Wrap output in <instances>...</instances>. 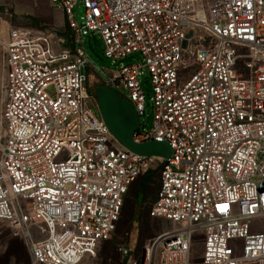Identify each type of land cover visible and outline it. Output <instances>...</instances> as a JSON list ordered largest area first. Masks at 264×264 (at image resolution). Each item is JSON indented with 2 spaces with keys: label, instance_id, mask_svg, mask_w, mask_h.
Masks as SVG:
<instances>
[{
  "label": "built area",
  "instance_id": "2783aa9c",
  "mask_svg": "<svg viewBox=\"0 0 264 264\" xmlns=\"http://www.w3.org/2000/svg\"><path fill=\"white\" fill-rule=\"evenodd\" d=\"M48 1L63 13L70 47L58 30L5 25L0 12V222L32 264L94 256L132 184L154 170L147 214L170 227L137 255L120 245L123 264H192L197 236L200 264H264V0ZM87 32L119 67L90 64ZM88 69L133 107L132 141L166 144L168 158L113 136ZM143 75L152 88L147 132Z\"/></svg>",
  "mask_w": 264,
  "mask_h": 264
},
{
  "label": "rangeland",
  "instance_id": "374dc122",
  "mask_svg": "<svg viewBox=\"0 0 264 264\" xmlns=\"http://www.w3.org/2000/svg\"><path fill=\"white\" fill-rule=\"evenodd\" d=\"M0 12L5 25L58 31H63L66 27L63 13L52 8L48 0H0ZM74 13L77 24L81 25L83 10L76 7ZM82 44L90 64L98 72L105 73L120 66V63L113 64L111 60L105 58V46L98 34L93 35L91 32L83 34ZM133 58L123 60L122 63L127 65L135 61L134 56ZM88 76V85L92 92L95 87L102 86L100 78L91 69H88ZM141 84L145 107L139 129L147 132L153 119L152 88L147 75L142 76ZM151 173L154 174L149 177L145 191L142 187L141 191L135 194L141 188L142 178L137 179L130 187L117 230L112 238L101 244L94 256L85 257L79 264H123L124 260L118 251L120 245L127 246L134 255H137L146 241L169 229V223L149 218L147 214L159 181L158 171L154 170ZM135 200L138 201V207ZM201 249L202 238L197 236L193 243L192 264H200ZM0 264H32L25 242L19 236H15L3 222H0Z\"/></svg>",
  "mask_w": 264,
  "mask_h": 264
},
{
  "label": "water",
  "instance_id": "95a60500",
  "mask_svg": "<svg viewBox=\"0 0 264 264\" xmlns=\"http://www.w3.org/2000/svg\"><path fill=\"white\" fill-rule=\"evenodd\" d=\"M93 95L98 101L101 118L125 148L140 155L169 157L171 151L166 144L150 142L138 145L132 141L140 120L131 104L120 97L116 90L98 86L94 88Z\"/></svg>",
  "mask_w": 264,
  "mask_h": 264
},
{
  "label": "trees",
  "instance_id": "16d2710c",
  "mask_svg": "<svg viewBox=\"0 0 264 264\" xmlns=\"http://www.w3.org/2000/svg\"><path fill=\"white\" fill-rule=\"evenodd\" d=\"M35 25H36V23H35ZM59 33L62 35V36H64L65 38H66V41H67V45L70 47V41H71V33H70V31L68 30V28H67V26L65 27V29L63 30V31H59ZM151 174H154V173H151V172H149V173H147V174H145L144 176H142V177H140V178H142V181H141V183H140V189L138 190V192L137 193H135L136 195L141 191V189H142V187L144 188V191L146 190V188H147V185H148V183H149V177L151 176ZM157 188H158V186H157ZM143 191V192H144ZM156 191H157V189H156ZM156 193V192H155ZM128 194V193H127ZM127 196V195H126ZM154 197H155V195H154ZM154 197H153V199H154ZM138 200V199H137ZM137 200H135V204H136V206L138 207V201ZM153 201V200H152ZM151 201V202H152ZM141 207H142V205L140 206V209H141ZM149 209V208H148ZM122 212H123V210H122ZM147 213H148V210H147ZM116 230H117V228H116ZM116 232V231H115Z\"/></svg>",
  "mask_w": 264,
  "mask_h": 264
},
{
  "label": "crops",
  "instance_id": "0c3cea01",
  "mask_svg": "<svg viewBox=\"0 0 264 264\" xmlns=\"http://www.w3.org/2000/svg\"><path fill=\"white\" fill-rule=\"evenodd\" d=\"M143 205V204H142Z\"/></svg>",
  "mask_w": 264,
  "mask_h": 264
}]
</instances>
